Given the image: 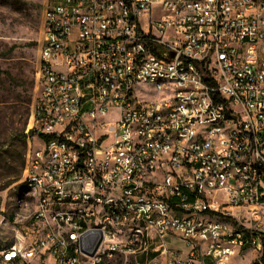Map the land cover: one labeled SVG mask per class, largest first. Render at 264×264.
<instances>
[{
  "label": "built area",
  "instance_id": "obj_1",
  "mask_svg": "<svg viewBox=\"0 0 264 264\" xmlns=\"http://www.w3.org/2000/svg\"><path fill=\"white\" fill-rule=\"evenodd\" d=\"M43 31L0 264H264V0H46Z\"/></svg>",
  "mask_w": 264,
  "mask_h": 264
},
{
  "label": "rangeland",
  "instance_id": "obj_2",
  "mask_svg": "<svg viewBox=\"0 0 264 264\" xmlns=\"http://www.w3.org/2000/svg\"><path fill=\"white\" fill-rule=\"evenodd\" d=\"M45 6L46 0H0V143L4 146L0 186L6 184L0 190V216L11 214L16 199L24 193L28 139L33 142L35 136L32 114L40 95L37 72ZM9 180L13 182L7 184ZM173 245L183 247L180 241ZM251 257L248 251L246 261ZM139 262L144 264L145 259Z\"/></svg>",
  "mask_w": 264,
  "mask_h": 264
},
{
  "label": "trees",
  "instance_id": "obj_3",
  "mask_svg": "<svg viewBox=\"0 0 264 264\" xmlns=\"http://www.w3.org/2000/svg\"><path fill=\"white\" fill-rule=\"evenodd\" d=\"M31 133H34V130H31ZM23 139L26 141L27 136L24 135V136H23ZM3 151H4V146L0 143V155H1V153H2ZM17 179H19L18 176H17L16 178H13L14 181H16ZM13 180H9V181L7 182V184L13 182ZM5 186H6V184H4L3 186H0V190H1L2 188H4ZM23 188H24V185H23Z\"/></svg>",
  "mask_w": 264,
  "mask_h": 264
}]
</instances>
